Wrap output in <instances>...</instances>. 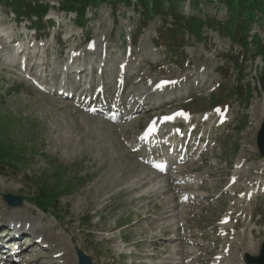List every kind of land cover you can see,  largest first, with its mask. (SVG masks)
<instances>
[{"label":"rangeland","instance_id":"obj_1","mask_svg":"<svg viewBox=\"0 0 264 264\" xmlns=\"http://www.w3.org/2000/svg\"><path fill=\"white\" fill-rule=\"evenodd\" d=\"M63 1H38L46 8L47 21L38 35L47 38L38 37L45 44L37 47L39 53L33 61L41 58L44 63L43 53L54 61L39 68L42 72L45 67L49 77L40 78V86L60 84L63 77L51 75L64 68L67 51L83 50L87 39L98 40L111 52L104 58L107 81L114 76V64L121 54L128 57L125 51L131 50L128 69L135 71L138 66L140 71L128 81V91L143 94L142 82L148 77L156 81L199 72L206 80L197 86L192 84L194 78L187 80L190 90H200L192 93L202 95L196 97L198 101L187 102L191 95L160 110L143 108L133 125L124 126L128 122L111 123L103 115L80 110L68 99L38 90L15 73L17 67L0 58V227L14 219L27 221L47 246L40 250L30 247L31 260L15 264H77L75 247L92 264H201L195 258L204 255L211 260L220 257L228 264H245L247 244L253 245L248 253L258 255L264 241V156L256 148L257 131L264 121V85L256 78L260 74L264 79L261 11L251 14L249 31L236 28L239 33H233L227 28L232 25L222 22L227 6L222 0H179V11L186 19H175L176 28L165 31L164 38L171 42L161 40L172 45L176 65L164 59V45L156 46L160 43L158 30L169 27L165 25L169 16L150 13L138 0H112L88 5L80 24L73 9L61 8ZM26 28L28 22L16 20L10 8L0 5V35L30 39L32 31ZM241 54L244 76L228 61L241 60ZM96 56H89L93 65ZM92 78L95 74L85 77ZM138 79L140 83L133 85ZM75 82L77 79L70 86ZM213 94L227 95L224 102L230 108L223 123L215 121L217 109L212 110L213 119L200 118L202 112L211 111ZM178 107L194 112L192 127L203 122V134L212 133L211 140L204 141L208 150L202 156L192 153L189 161L158 174L139 161L144 151L139 150L140 157L133 154L126 140H135L146 115ZM231 179L235 181L230 184ZM254 179L263 181L256 194L260 181L252 184ZM139 180L146 185L136 184ZM4 193L20 196L22 205L8 207L2 200ZM193 199L198 201L189 209ZM222 216L228 222L222 223ZM250 248L247 245L245 250ZM55 251L61 253L58 259L52 256Z\"/></svg>","mask_w":264,"mask_h":264},{"label":"trees","instance_id":"obj_2","mask_svg":"<svg viewBox=\"0 0 264 264\" xmlns=\"http://www.w3.org/2000/svg\"><path fill=\"white\" fill-rule=\"evenodd\" d=\"M112 0H64L61 6L65 10H71L76 12L79 18L83 17L84 10L88 5L100 4L103 2H110ZM118 0H113L116 2ZM128 3V0H123ZM179 0H138L140 5L150 10V13H159V15L166 16L171 15L173 19H179L182 17L178 13ZM31 2H36L34 5ZM38 0H0V5H5L11 8L17 15H35L37 18L44 14L46 11L45 6L39 5ZM149 2L151 7L149 8ZM229 9L228 23L231 25H239V29H242L241 25L247 26L252 20V11L254 9L260 10L264 14V0H223ZM146 14V13H145ZM227 28H230L227 25Z\"/></svg>","mask_w":264,"mask_h":264},{"label":"water","instance_id":"obj_3","mask_svg":"<svg viewBox=\"0 0 264 264\" xmlns=\"http://www.w3.org/2000/svg\"><path fill=\"white\" fill-rule=\"evenodd\" d=\"M257 146H258L260 153L264 155V122L262 123L261 128L257 135ZM2 199L7 203V205L11 207H18L22 204L21 197L10 194V193L3 194ZM76 255L78 259V264H91V261L89 260V258L86 257L81 250L76 249ZM247 259L249 262L252 260L249 257ZM259 260H260L259 264H264V245L262 247L261 256Z\"/></svg>","mask_w":264,"mask_h":264},{"label":"bare ground","instance_id":"obj_4","mask_svg":"<svg viewBox=\"0 0 264 264\" xmlns=\"http://www.w3.org/2000/svg\"><path fill=\"white\" fill-rule=\"evenodd\" d=\"M7 37H9V36H7ZM24 45H26V43H18V44H15V45H8V43L7 42H4L3 43V41H2V38L0 37V47H4V46H6V47H11V49H10V55L12 56V58H18L19 59V57L17 56L18 54H20L21 56H23L24 55V50H26L25 48H24ZM91 45H95V42L94 43H92ZM21 47L22 48H24V50L23 49H21ZM17 62H19V60L17 61ZM11 66H13V65H11ZM258 108V107H257ZM130 125V124H129ZM127 151V150H126ZM127 157H129V156H127ZM139 178V177H138ZM136 184H138V185H146V183L144 182L143 184L140 182V180H139V182H136ZM139 186V187H140ZM135 187V186H134ZM138 187V188H139ZM234 194V193H233ZM238 207V206H237ZM239 209H244L243 207H238ZM1 217H3V216H1ZM17 222H19V221H17ZM21 224H25V222H24V220H22L21 219ZM20 228V230L19 231H22V229L24 228L23 226H20L19 227ZM24 230V229H23ZM250 231V233L252 234V231L251 230H249ZM243 236H242V238H246V237H244V235L245 234H242ZM37 237H38V235H37ZM55 241V240H54ZM247 245H250V249H248V250H245L246 249V246ZM246 246H244V252H250L251 251V249L253 248V245L252 244H247ZM58 252V255L60 256V252L59 251H57ZM57 255V258H59V256Z\"/></svg>","mask_w":264,"mask_h":264},{"label":"snow or ice","instance_id":"obj_5","mask_svg":"<svg viewBox=\"0 0 264 264\" xmlns=\"http://www.w3.org/2000/svg\"><path fill=\"white\" fill-rule=\"evenodd\" d=\"M165 119H170L169 117H166Z\"/></svg>","mask_w":264,"mask_h":264}]
</instances>
